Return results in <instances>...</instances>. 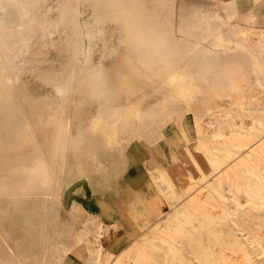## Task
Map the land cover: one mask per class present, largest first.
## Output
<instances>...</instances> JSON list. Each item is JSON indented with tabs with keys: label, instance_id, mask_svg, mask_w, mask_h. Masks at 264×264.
Segmentation results:
<instances>
[{
	"label": "bare ground",
	"instance_id": "obj_1",
	"mask_svg": "<svg viewBox=\"0 0 264 264\" xmlns=\"http://www.w3.org/2000/svg\"><path fill=\"white\" fill-rule=\"evenodd\" d=\"M77 1L0 0V101L4 102L0 104V162H16L18 166L10 179H2L0 175V200L9 198L12 207L0 209V264H45L53 258H62L79 243L89 244L90 235L97 240L102 237L103 226L91 218L82 222L80 231H76L72 221V231H66L63 243L55 247L50 244L52 231L45 228L46 212L50 203L60 197L57 181H64L73 171L82 169L77 162L89 161L100 140L107 141L112 133L119 139L130 132L152 134L153 126L174 119V113L169 114L168 109L175 112L182 102L188 106L189 99L184 95L188 88L176 81L172 71L182 57L190 70L198 61L191 54L195 49L193 40L203 36L207 19L212 22L213 33L209 46L231 53V47L237 45L239 52H243L239 59L233 54L221 56L222 63L227 62L226 70L218 68L217 74L212 70L208 85L192 88L194 94L202 91L208 95L213 90L211 97L223 100L238 90L231 79L235 71L228 73V65L235 69L243 67L247 74L264 67L260 56L264 52V28L256 29L258 42L253 46L246 37V29L256 28L249 24L258 18L256 14L246 16L247 27L237 28L220 19L215 9L190 7L186 0H83L84 10H90L93 17L89 20L85 13L83 19L87 42L81 66L89 92L84 97L65 100L71 73L68 80L57 85L59 95L52 104L55 105L52 114L45 117L43 109L37 107L40 114L34 115V128L23 120L21 99L7 87L12 83V70H25L32 58L27 54L33 52L29 41L35 26L46 29L61 20L64 31L68 20L75 21ZM93 1H97L95 6ZM54 8L58 16L51 13ZM58 26L55 24L54 30ZM22 39L24 42H20ZM96 49L101 50V56L88 71ZM136 51L143 54L133 55ZM250 55L254 57L252 63ZM113 58L120 59L111 63L115 71L106 64ZM130 58L126 68L133 74L125 78L118 72ZM170 88L174 100L167 106L150 104L141 114L124 116L121 99L137 108L141 101H151ZM92 110L94 115L88 117L86 114ZM220 110L215 134L218 138L201 145L209 166L204 174L205 181H210L205 195L190 194L194 183L179 185L167 170H161L171 210L152 233L124 249L115 264H125L127 257L134 264H264V108H255L256 115L249 124L244 122L245 113L241 111ZM154 114L159 118L155 119ZM43 118L45 125L39 128ZM108 126L113 132H105ZM224 126L231 129L226 132ZM233 127L249 131L239 135ZM41 130L48 133L39 140L37 133ZM10 133L14 134L11 139ZM123 146L126 148V144ZM70 157L72 166L68 164ZM230 162L233 164L229 166ZM194 163L201 167L196 158ZM227 164L229 168L223 170ZM173 170L185 179L193 177L190 169L180 164L179 157ZM209 177L215 178L208 180ZM228 188L232 192L230 200L224 192ZM242 195L246 201L241 200ZM155 202L152 201L153 205ZM214 207L219 208L218 212H213ZM23 214H28L30 218L25 221L29 220L27 225H33L36 232L23 235L12 231L19 220L23 221ZM102 254L100 247L94 262L103 259L105 264L112 263L113 253L104 257Z\"/></svg>",
	"mask_w": 264,
	"mask_h": 264
},
{
	"label": "rangeland",
	"instance_id": "obj_2",
	"mask_svg": "<svg viewBox=\"0 0 264 264\" xmlns=\"http://www.w3.org/2000/svg\"><path fill=\"white\" fill-rule=\"evenodd\" d=\"M60 2L63 3L65 1ZM185 2L190 7L215 9L218 17L227 21L228 25L242 28L251 24L256 28L246 29L247 40L252 46L253 43L258 42L256 29L260 30V28H264V1L186 0ZM93 4L95 6L97 1H93ZM51 13L54 16H58L56 8ZM85 13L89 20L93 19L90 10H87V12L84 10L83 0H78L75 21L68 20L64 31L61 29V26L64 25L61 20L58 22L54 21V24L49 25L46 29L35 26V30L30 32L32 37L29 41L33 47L30 50L33 52L30 53L29 51L27 54V56L32 55V58L26 63L25 70H12V83L7 85V87L21 99L24 112L23 120L29 121L34 128H36L34 115L40 114L38 108L40 110L43 109L45 117L52 114V110L55 108V105L52 104L59 95L57 85L60 81L68 80L71 73L72 81L64 94L65 100L69 101L74 98L84 97L89 92L83 78L81 66V59L87 42V39L83 36ZM250 14H256L258 18L255 22L248 24L246 16ZM205 23L203 36L193 40L195 49L191 54L195 55L198 61L194 63L190 70L186 68V58L182 57L175 62L172 71L174 73L173 77L176 76V81L180 82V85H184L183 88H188L184 90V95L189 99L188 106L182 102L183 104L179 108L176 107L175 112L172 109H168L169 114L174 113V119L172 118L166 124L153 126V130H151L152 134L148 131L139 134L130 132L129 135L122 139H119L113 133L112 135L110 134V139L107 141L100 140L98 147L95 149V154H90L89 161H85L86 159H84L81 163L77 162L79 167L82 166V169L73 171L64 181H57L56 187L59 188L60 197L58 200L50 203L51 207L46 212L48 220L45 228L52 231L50 244L55 247L63 243L66 238V231H72V221H74L76 231H80L83 227L82 222L91 218L95 221V224L103 226L104 236L102 235L97 240L93 235H90L88 237L89 244L85 241L79 243L70 251L64 253L62 258H53L45 264H105V260L103 259L98 260V262H94L93 260V258H96L97 249L100 247L103 249V257L107 253H113L111 256L113 260L110 264H115V260L124 252V249L133 246L136 242L143 240L146 235L152 233L157 223L161 222L167 216V212L171 210V205L168 201L167 183L162 178L161 170H167L169 177L179 185L194 183L190 194L197 196L205 195L210 181H205L204 174L209 171V166L201 145L203 142L211 143L214 138H218L215 137V134L219 128L217 122L221 118L220 108L223 109L222 111L231 110L245 113L243 120L246 124L251 123V118L255 117V108H264L263 66L256 69V72L247 74L243 67L235 69L232 65H228V73L232 72V70L235 71V75L231 79L238 90L230 92L228 97L225 96L223 100H219L217 97L212 98L211 94H214L213 90L209 91L208 95L202 91H199L197 94L193 93L192 88L208 85L212 70L213 74H217L216 70L218 68L226 70L227 62L222 63L223 58L221 59V56L227 55L230 57L233 54L234 58L239 59V54L243 52H239L237 45L231 47V53H223L222 49L218 46H209V41L213 35L211 33L212 22L207 19ZM55 24L59 25L57 30H54ZM234 38L236 39L237 37L234 36ZM20 42H24V40L22 39ZM135 54L141 56L143 53L136 51L133 55ZM100 56L101 50L96 49L93 64L89 66L88 71L93 69ZM260 56L263 58L262 62H264V52ZM213 57L216 58L213 59ZM248 57L252 63L254 57L252 55ZM238 59H234V62H237ZM242 59H245L244 55H242ZM117 60L119 61L120 59H109L106 61V64L114 70L115 66H112L111 63ZM129 62H131V58L126 61V65L125 67L123 66L122 71H117L120 76L125 78L132 76L133 73L126 68L127 64L129 66ZM167 81H171V77ZM174 84L176 85V83ZM172 100H174L173 89L170 88L162 95L152 98L151 101H141V104L137 108H132L130 103H126L122 99L120 103L123 107L124 116L129 118L141 114L143 110H148V105L150 104L167 106ZM0 104L3 105L4 102L1 100ZM86 115L92 117L94 110L88 111ZM154 116L155 119L159 118L156 114ZM45 122L46 119L43 118L39 122L40 124H38L39 128L44 126ZM233 128L238 131L239 135H246L247 131H249L245 128ZM230 129V126H224L226 132ZM111 131L113 132L110 126L105 129L107 133H111ZM47 133L44 130L39 131L37 133L38 139L44 138ZM13 136V133L8 135L10 139ZM224 137H228V135ZM219 142L218 140L215 143L219 144ZM174 143H176V147ZM123 144H126V148H124ZM130 144L131 146H129ZM176 157H179V162L183 167L190 169L192 178L185 179L175 173L173 168L176 163ZM194 158L200 162L201 167L195 165ZM69 160L71 161L68 164L72 166V157ZM128 160L131 162V165L132 163L143 164L146 167L149 187L147 196H143L142 198L124 196L127 191L122 179ZM232 164L233 162H230L229 166ZM229 166L227 164L223 170H226ZM17 167L16 162L8 164L0 162L1 178L10 179L13 177ZM214 178L209 177L208 180H213ZM120 181L121 184L116 193L126 205L124 207L126 209L124 219L126 218L127 223L128 221L131 222L126 224V226L129 225L126 230L117 231V226H113L114 230H112L111 226L104 223L91 210L90 204L100 197L99 195L104 194L109 189H113L114 186L116 187V184ZM59 183H61V186H59ZM113 183L114 185H112ZM156 186H160V188ZM224 192L228 196V200H230L232 192L229 188ZM241 200L246 201V197L242 195ZM152 201H156L155 205H153ZM7 206L12 208L9 204V198L2 197L0 209ZM156 209H158L157 212ZM212 209L213 212H218L219 210L218 207ZM29 218L28 214H23V221L19 220L17 226L13 227L12 231L23 235L36 232L33 225L30 226L29 223L27 225L26 222L29 220H25ZM45 228L43 227V230ZM115 233L120 237L121 234L125 235L127 233L125 235L127 244L124 247L120 248L116 244L112 245L114 240L120 239V237L114 236ZM239 233L241 234L242 232ZM155 240L159 241V239ZM124 263L134 264V260L131 257H127L124 258Z\"/></svg>",
	"mask_w": 264,
	"mask_h": 264
},
{
	"label": "crops",
	"instance_id": "obj_3",
	"mask_svg": "<svg viewBox=\"0 0 264 264\" xmlns=\"http://www.w3.org/2000/svg\"><path fill=\"white\" fill-rule=\"evenodd\" d=\"M236 1H264V0H236ZM264 3V2H263ZM132 144V143H131ZM131 144L129 146H131ZM130 160V159H129ZM127 162L125 166V174L123 176L122 182L125 185V192L124 196H137L142 198L143 196H147L148 192V180L146 174V167L140 164L132 163L131 160ZM148 161V160H147ZM121 181L114 186L113 189H109L104 194L99 195L100 198H96L93 203L90 204L91 210L96 213L104 223L111 226V229L114 230L113 226H117V231L126 230L128 226L126 224L130 223L124 219L125 211L124 209L125 202L121 200L120 196L116 193L119 189ZM114 185V183L112 184ZM116 188V189H115ZM132 192V193H130ZM143 193V195H142ZM93 201V200H92ZM155 205V204H154ZM95 206V207H94ZM97 208V209H96ZM158 210H156L157 212ZM107 215V216H106ZM111 215V217H110ZM126 235V234H125ZM125 235H121V237L115 233V237H120L118 240H114L113 244H116L120 247H124L126 242ZM120 240V241H119ZM125 242V243H124Z\"/></svg>",
	"mask_w": 264,
	"mask_h": 264
}]
</instances>
